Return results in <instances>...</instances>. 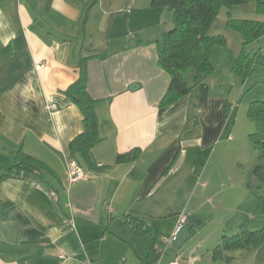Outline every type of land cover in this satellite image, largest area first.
I'll return each instance as SVG.
<instances>
[{"label": "crops", "instance_id": "0c3cea01", "mask_svg": "<svg viewBox=\"0 0 264 264\" xmlns=\"http://www.w3.org/2000/svg\"><path fill=\"white\" fill-rule=\"evenodd\" d=\"M152 1L0 0V174L20 152L48 168L44 176L16 168L0 180V264H264L263 245L218 261L212 251L206 262L196 254L201 246L186 256L161 250L182 212L201 222L191 236L214 216L205 213L216 198L212 176L198 190L203 157L227 128L228 101L200 94L194 102L211 76L198 68L185 77L192 92L161 107L171 78L159 54L174 16ZM83 67L103 140L94 166H81L85 178L70 183V144L84 125L65 91ZM190 124L200 131L186 134ZM128 153L138 157L117 162ZM137 224L160 239L158 258ZM242 225L250 228L247 218H233L230 234Z\"/></svg>", "mask_w": 264, "mask_h": 264}, {"label": "trees", "instance_id": "16d2710c", "mask_svg": "<svg viewBox=\"0 0 264 264\" xmlns=\"http://www.w3.org/2000/svg\"><path fill=\"white\" fill-rule=\"evenodd\" d=\"M254 2L257 9L264 13V0H153V7H167L173 12L174 28L164 34L159 54L160 66L170 75V85L164 96L161 107L167 108L181 98L189 95L190 88L185 77L189 72L198 68L202 69L205 77L214 72L211 62L213 48L217 45L226 46V40L222 35L212 36V29L218 11L221 7L229 8ZM230 29L239 34L242 42V51L238 56L232 53L229 56L231 71L241 77L248 79L257 66L264 68V53L258 50L254 55L247 53L246 47L259 41L264 36V22L229 19ZM85 63V60L82 62ZM199 82V80L197 79ZM88 77L85 68L81 70L80 78L71 85L65 95L76 104L83 115V132L70 144L72 159L82 167L92 168L93 148L101 143V124L96 114L99 101L93 99L88 92ZM229 104L226 105V115L229 113ZM249 116L256 123V131L251 135L255 149L260 158L264 157V100L255 101L251 104ZM138 155L131 153L121 155L117 162L134 160ZM18 163L9 168L6 173L0 174V180L11 176L16 168L28 169L41 176L46 174L47 167L40 162L20 152L17 155ZM256 176L264 181V167L255 168ZM135 230L141 236L148 248L149 257L158 258L161 255L162 243L158 237H153L145 229L143 224H137ZM264 241V229L251 231L246 225H242L233 236H223L218 246L213 250L215 261L224 260L223 253L236 250L248 245H260ZM166 245L163 243L162 251Z\"/></svg>", "mask_w": 264, "mask_h": 264}, {"label": "rangeland", "instance_id": "374dc122", "mask_svg": "<svg viewBox=\"0 0 264 264\" xmlns=\"http://www.w3.org/2000/svg\"><path fill=\"white\" fill-rule=\"evenodd\" d=\"M231 18L264 22V13L257 9L254 2L232 8L223 6L219 9L210 34L222 35L226 46L217 45L213 48L211 59L217 66V71L194 93V102H198L200 94L202 100L206 95L214 99L224 97L230 108L226 115L227 128L224 134L210 148L206 157H203L206 168H202V172H205V176L201 179L198 190H203V183L212 176L216 198L215 203L211 204L212 207L209 205L205 208V213L214 216L181 249L178 250L173 245L167 247L169 255L186 256L201 246L196 254L202 255L204 262L213 260L212 251L223 235H231L229 228L233 218H247L251 231L264 229V181L254 172L257 166L264 167V157L260 158L255 149L251 135L256 131V123L248 114L253 102L264 100V68L257 66L255 72L246 80L231 74L229 56L231 53L238 56L243 48L239 34L228 26ZM258 50L264 53V36L246 47L247 53L251 55ZM199 131L198 124H190L185 128L186 134ZM248 210L255 213V221L245 214ZM260 245H263L264 256V241ZM165 258L167 261L168 256Z\"/></svg>", "mask_w": 264, "mask_h": 264}, {"label": "built area", "instance_id": "2783aa9c", "mask_svg": "<svg viewBox=\"0 0 264 264\" xmlns=\"http://www.w3.org/2000/svg\"><path fill=\"white\" fill-rule=\"evenodd\" d=\"M68 178L70 183H75L78 180L85 178V171L83 168L77 163V161L71 159L68 162ZM189 221V217L185 212H182L179 215V222L178 225L174 231V233L170 236L164 239L165 245H172V242H174L178 236V234L182 231L184 227L187 226ZM60 259L66 260V257L64 255H60ZM84 264H95L90 260H86ZM159 264V263H158ZM170 264H189V263H183L180 258L173 259Z\"/></svg>", "mask_w": 264, "mask_h": 264}, {"label": "water", "instance_id": "95a60500", "mask_svg": "<svg viewBox=\"0 0 264 264\" xmlns=\"http://www.w3.org/2000/svg\"><path fill=\"white\" fill-rule=\"evenodd\" d=\"M200 223L201 222L195 218L189 219L187 226L184 227L182 231L178 234L176 240L172 242V245L178 250L181 249L191 237V229L199 228Z\"/></svg>", "mask_w": 264, "mask_h": 264}]
</instances>
